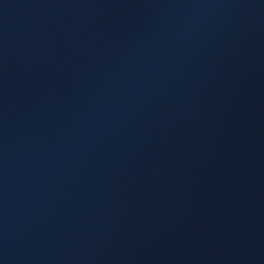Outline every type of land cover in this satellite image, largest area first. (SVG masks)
Returning <instances> with one entry per match:
<instances>
[{"label":"water","instance_id":"water-1","mask_svg":"<svg viewBox=\"0 0 264 264\" xmlns=\"http://www.w3.org/2000/svg\"><path fill=\"white\" fill-rule=\"evenodd\" d=\"M0 264H264V0H0Z\"/></svg>","mask_w":264,"mask_h":264}]
</instances>
